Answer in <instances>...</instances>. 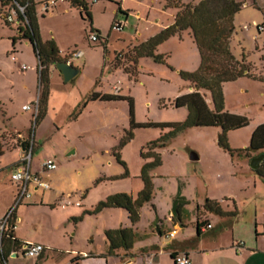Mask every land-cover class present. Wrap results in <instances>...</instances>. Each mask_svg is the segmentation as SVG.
<instances>
[{
	"label": "rangeland",
	"instance_id": "obj_1",
	"mask_svg": "<svg viewBox=\"0 0 264 264\" xmlns=\"http://www.w3.org/2000/svg\"><path fill=\"white\" fill-rule=\"evenodd\" d=\"M162 1L128 0L126 6L132 16L124 31L114 32L109 38L116 2L100 0L89 5L95 8V27L101 31L98 30L103 39L109 41L110 52L105 56L99 43L89 41L91 28L96 29L84 11L70 7L72 12L66 13L61 4L56 13H46L45 20L40 17L44 33L48 35L54 30L61 43L83 51L85 56L78 62L81 67L84 61L87 65L72 82L54 79L48 114L38 124L33 116L30 130L23 128L31 113L22 115L21 108L27 97L22 87L27 80L36 84L37 57L32 44L21 41L17 42L18 52L14 54L18 60L11 61L7 52L12 51V42L4 35L11 30L14 33V30L0 14V66L5 67L0 73V126L7 113L14 127L27 132L22 133L25 141L34 139L33 173L41 175L50 186L49 190L31 189L32 197L27 201L30 204L25 202L19 208L26 216L21 227L25 230L31 223L36 225L38 239L60 247L72 244L78 251L92 249L95 253L103 250L107 244L104 225L108 221L103 211L93 215L83 213V219L81 216L77 218L76 224H63L61 213L51 215V206L65 201L70 210L74 208L72 203L82 201L87 194L85 206L93 203L96 207L111 188L113 191L123 187L129 189V183L123 180L129 181L135 192L140 182L144 184L141 178L143 167L155 160L154 157H142V153L150 156L158 153L161 164L150 172L152 200L140 209L142 227H148L150 220L157 216L167 217L169 208L174 210L175 198L181 196L188 201L185 209L192 211L184 219L185 225L191 228L190 223L196 222L198 205L202 207L206 200H210L218 202L225 212H237L236 217L225 221L229 229L234 222L237 223V237L246 241L248 246H255L256 240L262 238L264 246V177L253 172L251 159L242 152L249 147L253 132L264 124V31L259 30L264 24V0H236L242 8L235 16L231 50L239 60H245L257 78L243 77L223 85L225 110L245 117L249 122L247 127L229 132L228 144L232 152L219 146L221 129L218 127L189 128L164 147L152 150L149 144L170 129L138 128L132 131L133 139L122 146L131 131L130 100L133 119L138 125L177 124L185 122L188 117L187 107L173 106L175 99L192 92L190 83L183 80L180 73H194L201 65L199 50L188 33L182 40L172 37L158 47L156 53L167 56L166 65L157 64L151 58H141L137 66L129 62V51L137 40L143 43L161 31L160 24L172 23V12L163 11ZM180 1L189 4L195 0ZM102 5H106L105 10L101 9ZM68 31L75 35L74 41L68 38ZM22 65L29 66L25 72L34 74V77L25 80L20 71ZM121 66L136 70V75L131 77ZM116 89L120 90L119 93ZM93 92L109 96L118 94L125 100L89 101ZM41 93L42 90L37 97L39 101ZM200 93L212 109L211 93L202 90ZM3 143L6 144L3 147L8 148L6 151L17 148L10 138L5 137ZM193 152L199 156L198 161L190 160ZM19 156V152L14 151L0 160V211L9 204L15 191L11 182L13 169L9 165ZM117 157L127 167L120 164ZM49 159L55 161L57 169L42 172V163ZM127 170L128 175H125ZM208 219L217 229L224 226L221 216L209 213ZM231 235L232 228L225 238L230 240Z\"/></svg>",
	"mask_w": 264,
	"mask_h": 264
},
{
	"label": "trees",
	"instance_id": "obj_2",
	"mask_svg": "<svg viewBox=\"0 0 264 264\" xmlns=\"http://www.w3.org/2000/svg\"><path fill=\"white\" fill-rule=\"evenodd\" d=\"M74 8L84 11L87 18L91 22L92 16L87 0H68ZM24 3V0H0V14L6 15V12L13 7L14 3ZM242 5L236 0H195L193 3L184 4L180 0H165L164 9L176 10L175 19L172 25L162 29L158 34L150 37L147 41L137 44L129 51V62L137 66L141 58H151L157 64H167L165 55H158L157 49L160 45L171 39L172 37L182 40L184 35L188 33L196 44L200 56L201 65L198 71L194 73L181 72L180 76L183 80L191 85L192 92L188 95L178 97L174 100L175 108H188V117L185 122L177 124H146L138 125L133 119V103L131 106V131L128 134L127 141L122 144L126 145L134 137L133 130L138 128H160L170 129L168 133L163 135L159 140L149 144V149L162 148L171 139L179 133L193 127H218L221 133L218 138L219 146L232 152L228 144V134L231 131L243 129L248 126V120L245 117L233 115L225 110V100L223 96V85L235 82L243 77L257 78L251 71L245 60H239L231 50V40L235 33L234 20L237 13L240 12ZM121 15H126L121 9L118 11ZM28 25L25 29H19L20 35L14 36L12 44L17 42L28 41L34 48V53L38 60L39 85L42 93L39 101V113L36 118V124L45 117V107L49 97V72L52 66L65 61L54 41L43 42L40 37L39 24L36 8L31 5L26 13ZM4 22L11 27L5 20ZM264 28V24L261 28ZM260 28V27H259ZM92 33L100 35L98 30L91 28ZM104 56L107 54L106 40L100 39ZM122 67V66H121ZM120 67V68H121ZM123 71L129 75H136V70H129L126 66L122 67ZM208 91L211 93L212 105L211 109L200 91ZM125 100L118 94L114 96L101 95L93 93L89 97V101H116ZM78 116V115H77ZM76 116V117H77ZM247 156L253 160L259 156H264V124L257 127L253 132L250 145L244 151ZM259 153V154H258ZM251 154H257L250 156ZM3 154L0 151V156ZM142 157H154V161L146 164L141 173L144 182V189L139 193L137 199L133 200L129 195L120 193L109 196L106 200L101 201L93 211H87L85 214L93 215L102 212L104 209L119 208L128 212L132 224H136L140 220V209L144 204L152 200L153 184L150 172L161 164L160 154L142 153ZM120 164L127 167L117 157ZM125 175H128V170ZM257 175L264 177V160L259 169L253 171ZM188 201L181 196H177L174 200V217L182 222L187 217L185 206ZM198 214L204 213L216 214L221 217H236L237 212H225L220 204L216 201L206 200L202 207H197ZM183 217V218H182ZM79 220V219H77ZM208 222L202 220L197 222V230L200 232ZM107 242L109 244V254L115 253L117 250L130 251L137 239L132 229L119 228L116 230H107L105 232ZM14 238V239H13ZM21 245L15 237V231L11 232L10 238L6 239L4 244L3 261L9 257L10 252ZM175 255L173 256L174 259Z\"/></svg>",
	"mask_w": 264,
	"mask_h": 264
},
{
	"label": "crops",
	"instance_id": "obj_3",
	"mask_svg": "<svg viewBox=\"0 0 264 264\" xmlns=\"http://www.w3.org/2000/svg\"><path fill=\"white\" fill-rule=\"evenodd\" d=\"M99 1L100 0H97L95 3L97 4L99 3ZM107 1L108 3L116 2V6H117L115 7V10L113 11V16H112V19L109 25V32H108V38H109L110 35L114 33V31L111 30L113 21L116 18H119L122 16H124L125 19L128 20L132 16V14H131V10L126 6V2L128 0H120V2L119 0L118 1L107 0ZM87 2L89 5L95 4L94 2H92V0H88ZM61 4L64 5L65 7L64 11L66 13L72 12L70 7L74 9V7L71 5V3L68 0H59L57 6L53 10H51L52 11L51 13L52 14H54V12L56 13L58 6L60 8ZM164 4H165V0L162 1V9H164ZM97 7L98 6H96V8ZM101 9L105 10L106 5H102ZM119 9L125 12L126 15L119 14L118 13ZM163 11H171L173 21L169 25L160 24L158 26L160 30L172 25L175 19V15H176V10L174 9H164ZM90 12L92 16V26L96 30H99L95 27V23H94L95 8L90 7ZM36 13H37V18H38L40 37L43 42H47L51 40L54 41L57 48L60 51V55L63 60L66 59V56L68 53L72 51H78V50L72 49L69 45H67V43L66 44L61 43L59 39L60 37H58L59 36L58 33H56L54 30L49 31L48 35L45 34L43 25L41 24V21L39 18L41 17L42 18L41 20H45L46 13H42L39 8L36 9ZM11 28L13 27L11 26ZM13 30L15 34L11 30V31L6 32L4 35V37L8 38L10 42H12L11 39L14 36L21 34L15 28H13ZM67 33H68V38L74 41L75 35H73L72 33L69 34V31ZM99 38L100 39L103 38V35L101 33L99 35ZM108 38L106 42L104 43H106L107 52H110L109 45H108L109 44ZM25 42H27L26 44L30 43L28 41H25ZM136 43L140 44L138 40ZM16 44L15 45L12 44V47H11L12 51H10L11 50L10 49L7 52L9 56L11 57L12 62H16L18 60L16 55H14V54H17L18 52L16 49ZM13 57L15 59H13ZM81 59H77V61L75 59L71 63L74 67L80 70L79 75L83 72L84 66L87 65V62L84 61L85 63H83V67H81L82 66L81 62H78ZM106 59L108 60L109 58H105V60ZM7 62H9V59H7ZM4 68L5 67L0 66V73H2ZM28 70H29V66L27 70H22V68L20 67L21 74L23 73V75H25L24 76L25 80H27L28 78H31L35 74L37 81H36V84H34L33 82L27 80L24 82L25 85L23 87L21 86L22 90L25 91L26 96H27L25 103L22 105V108L23 106L29 103L36 102L39 92L41 90V87L39 85L38 60H37V64L35 65V73L34 74L27 73ZM76 78H74L72 81H74ZM54 79L59 80V79H62V77L60 76L59 72L56 70L55 66H52L49 72V81H50L49 97H48L46 107H45V112H46L45 116L48 114V110H49V98L51 97V94L53 92L52 85H53ZM93 93H96V92H93ZM98 94H101V93H98ZM22 108H21L22 115L24 114L26 115L27 113L30 112V111L25 112L23 111ZM32 118H33V115L31 113L28 119L27 125L23 127L24 130L31 129ZM12 124L13 123L11 121V118L7 115V113H5L2 119V126H0V132L22 136V133L25 131L14 127ZM3 144L1 145V150H0L3 155L0 156V160H2L3 157H5L8 154H11L14 151L19 152L20 154L19 158H17L16 161H13L9 165V168L13 169L15 164L23 156V153L19 148L6 151V149L8 148L3 147ZM5 145L6 144H4V146ZM0 166H1V162H0ZM31 169L33 172L34 171L33 170V158H32ZM41 169H42V165H41ZM122 182L129 183L130 188L128 189L127 187H123L121 189L119 188L116 191H113V189L111 188V190L106 195H104L103 199L101 200L104 201L109 196L120 194V193L127 194L133 200H135L138 194L144 188V184L140 182V184L138 185L137 189L134 192L132 189V184H130L129 181L123 180ZM14 186H15V191L12 194V198L9 204L6 205L3 210L0 211V218L3 217L5 213L14 204L17 191H18L15 184ZM35 191H38V190H35ZM86 197H87V194L83 196L82 201L77 200L74 203H72L71 205L74 208L70 210L68 209L69 206L65 205L64 203L65 201H63L61 205H56V204L52 205L51 215H56V214L60 215L61 213L63 217V221H62L63 224H68L69 222H74L76 224V222L78 221L77 218L81 216L83 219V215H84L83 213L87 211H92L95 208L93 203H90V204L88 203V207L85 206ZM174 198L175 197H173L171 200H174ZM43 202H44V199L42 200V203ZM77 203H80V206H77ZM27 204H30V203L27 202ZM198 206L200 207V205ZM19 208L20 206L17 207L15 211V218H16L15 237L16 239L20 243H24V244L33 243V244L42 245L46 248V251L44 254H42L38 258H28V257H23L22 255H18V256L13 255L10 258L8 257L6 261H3L0 257V264H175L173 260L174 255L175 256L176 255H187L191 260V264H263L264 262V246L261 244L262 238H258L256 240L255 246L253 245L248 246L246 241L241 239V237L236 236L235 230H236L237 223L234 222V224H232V227H231L232 228L231 238L230 240L229 238L227 240V238H225V235H227L228 232H230L231 228L229 229L225 221L230 219L231 217H221L223 220L221 224H224V226L217 229V227L212 225L211 222L209 221L208 219L209 213H204L201 216H199L198 209H196V212H195V214L197 213V217L195 219L196 222L190 223L191 228L190 226L187 227V225H185L186 223L184 222V219L182 222H179L178 219L174 217V212L170 210V208H169V213L167 217L161 218L157 216L156 219L154 220L151 219L148 227L141 226V221H142L141 217L138 223L132 224L129 218L128 212L124 209H119V208L104 209L102 213L106 215L107 220H108L107 223H105L104 225V232H106L107 230H116L119 228H124V229H132L137 236V239L135 241L136 244H134L133 248L130 251L117 250L115 251V253L109 254L108 253L109 244L107 241H106L107 244H105V248L103 250H100L94 253L93 251H91L92 249H88V251H78L79 249H77L72 244L70 246L68 244L67 245L64 244L63 247H60L59 245H55V243L51 241L49 242V241H43L42 239H38L37 234H36L38 231L36 228V225L31 223L29 224V226H27L25 230H23V228L21 227V225L25 222L26 216L23 210L19 211ZM88 208H91V209L89 210ZM155 210L157 211L156 206H155ZM186 211H187V215L189 213L191 215L192 213L191 210L187 209ZM202 220L207 221L208 222L207 224L212 225V228L207 229L206 228L207 225H205L204 227L201 228L200 232H198L197 222L198 221L201 222ZM172 231H176L174 238H167L168 234H170ZM257 237H259V235H257ZM72 240L73 239H71V241Z\"/></svg>",
	"mask_w": 264,
	"mask_h": 264
},
{
	"label": "built area",
	"instance_id": "obj_4",
	"mask_svg": "<svg viewBox=\"0 0 264 264\" xmlns=\"http://www.w3.org/2000/svg\"><path fill=\"white\" fill-rule=\"evenodd\" d=\"M97 0H92V2H96ZM59 0H24V3L20 4L15 2L13 7H11L4 16V20L15 28L17 31L21 29H25L28 25V18L26 13L28 8L31 5H34L36 9H40L42 13H48L53 10ZM128 24V20L125 19L124 16L116 18L111 26V30L114 32L121 33L124 31ZM259 30L264 31V28L260 27ZM89 41L93 44L101 43L99 36L96 33H90ZM84 54L81 51H72L67 54L65 62L71 64L73 60L83 58ZM13 59H15L13 57ZM22 70H27V65L21 66ZM119 89H116V92L119 93ZM23 111H30L34 116L35 123L36 118L39 113V100L36 102L29 103L23 106ZM7 137L13 140L16 144V147L19 148L23 156L21 159L15 164L13 168V173L11 175V181L16 185L18 191L16 195V199L14 201L13 206L5 213L3 217L0 218V257L4 256V244L6 239L10 238L11 232L15 231L16 228V218L15 211L17 207L21 206L29 199H31V189L34 190H49L50 186L47 182H44L41 178V175L34 174L31 169L32 158L35 150V142L34 139L25 141L23 136L21 135H13L10 133L0 132V145L3 144V139ZM24 143H26L24 145ZM25 148L24 150L22 148ZM57 168V164L53 159L46 160L42 164V172L54 171ZM77 206H80V203H77ZM207 229H211L212 225L208 224L206 226ZM176 231H172L168 234L167 238H174ZM14 239V238H13ZM46 248L42 245L33 244V243H21L18 247L14 248L9 255V258L13 255L18 256L22 255L23 257L28 258H38L42 254H44ZM175 264H191V260L187 255H176L174 257Z\"/></svg>",
	"mask_w": 264,
	"mask_h": 264
},
{
	"label": "water",
	"instance_id": "obj_5",
	"mask_svg": "<svg viewBox=\"0 0 264 264\" xmlns=\"http://www.w3.org/2000/svg\"><path fill=\"white\" fill-rule=\"evenodd\" d=\"M55 68L59 72L64 83L71 82L80 73V70L78 68H76L72 64H69V63L64 62V61L55 64ZM25 144L26 143H24V145ZM22 149L24 150L25 148L23 147ZM190 160L198 161L199 156L197 155V153H194V152L191 153L190 154ZM263 160H264V156H259V157L254 158L253 160H251V162H250L251 169L253 171L258 170L260 165L262 164Z\"/></svg>",
	"mask_w": 264,
	"mask_h": 264
}]
</instances>
